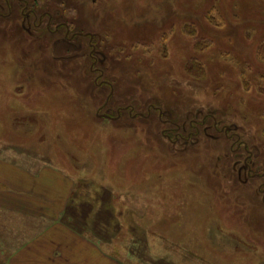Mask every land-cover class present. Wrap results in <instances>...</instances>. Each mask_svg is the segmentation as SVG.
<instances>
[{
  "label": "rangeland",
  "instance_id": "374dc122",
  "mask_svg": "<svg viewBox=\"0 0 264 264\" xmlns=\"http://www.w3.org/2000/svg\"><path fill=\"white\" fill-rule=\"evenodd\" d=\"M9 1L0 256L81 236L88 264H264V0Z\"/></svg>",
  "mask_w": 264,
  "mask_h": 264
},
{
  "label": "crops",
  "instance_id": "0c3cea01",
  "mask_svg": "<svg viewBox=\"0 0 264 264\" xmlns=\"http://www.w3.org/2000/svg\"><path fill=\"white\" fill-rule=\"evenodd\" d=\"M2 161L5 164L4 160ZM1 167L2 169H5L4 165ZM6 171L8 173L10 170H6ZM5 176L6 174L4 173V171L0 170V181L2 182L5 181L4 179ZM2 205L3 202H0V228L1 231H9V229H11L9 223L5 224V221L3 222V220L7 218L6 215L8 214L5 215V213H3L5 208H3ZM14 227L15 229H20L19 226L14 225ZM23 228H25V225L23 226ZM53 230L54 232H57L59 231V228L57 226L50 227L40 236H49L48 234L53 235L54 234ZM39 240L41 241V238ZM39 240L31 241L20 250L18 249L14 254L13 252L8 253V251L1 252L0 258L5 256L6 258H9L7 264H88L89 263V257L88 256L84 257V256L85 254L89 255L88 251H91L89 250L90 244L86 242L85 239L81 236H68L64 238L63 245L55 244L54 242V246H50L47 243L46 245L43 246L44 250L43 248L40 251L37 249L35 250L31 249L29 253H26L27 248L31 247L32 245H35V243H37ZM63 249L66 250L64 251Z\"/></svg>",
  "mask_w": 264,
  "mask_h": 264
},
{
  "label": "flooded vegetation",
  "instance_id": "af4514ba",
  "mask_svg": "<svg viewBox=\"0 0 264 264\" xmlns=\"http://www.w3.org/2000/svg\"><path fill=\"white\" fill-rule=\"evenodd\" d=\"M17 1L20 4L24 5V7L29 5L26 0H17ZM6 9L8 10L7 16H5V14H4ZM14 9L15 8L12 7V5L10 4V1L6 0L5 9H4V11L0 12V20L10 19L13 16ZM0 10H2V8H0ZM32 17L34 18V21H35L34 26H33V27H35V30H40L41 28H43L45 20L48 18L47 24H46V30H47V32H51L52 31L53 22H54L53 21L54 20L53 16L52 15L51 16L48 15V13L38 14L37 10H36V12L31 11L28 14H25L24 24H23V29L24 30L28 29L27 26H26V23L27 22H31V18ZM56 27H57V29L55 30V33L59 32V30H60L59 25H56ZM64 28L66 29V37H67V39H69L70 29L68 27H64ZM28 31H30V30L28 29ZM76 36H82V34H73L70 39H74ZM86 37H88L90 39V42H93L92 35L88 34V35H86ZM90 45L94 47V45L92 43ZM105 85H107L105 81H102L100 83V86H105ZM112 95H113V92L111 93L110 97ZM134 110H135V108L133 106L120 107L117 110L118 114H117V117H115V118L113 116H110L109 114H100V116H109L112 120H116L117 121V120H120L122 118V113L123 112H129L131 116L135 117ZM252 157H253L252 153L249 152L247 157L241 156V157L238 158V160L242 161L244 163L243 167H245V168H247L248 170L251 171V168H250L251 165H250V160L249 159H251ZM240 165L241 164L236 165V167L234 168L235 171L238 170V166L240 167ZM241 171H243V170H241ZM256 176H258V175H256ZM253 177H255V176H253ZM262 194L264 196V190H263Z\"/></svg>",
  "mask_w": 264,
  "mask_h": 264
},
{
  "label": "bare ground",
  "instance_id": "6f19581e",
  "mask_svg": "<svg viewBox=\"0 0 264 264\" xmlns=\"http://www.w3.org/2000/svg\"><path fill=\"white\" fill-rule=\"evenodd\" d=\"M174 101V100H173ZM173 101H170V102H173ZM169 102V101H168ZM178 103H175L174 105H177ZM206 161V160H205ZM202 166H204L205 168L207 167V163L203 162L202 163ZM221 195V194H220ZM223 198V197H222ZM229 236H234L232 234H229Z\"/></svg>",
  "mask_w": 264,
  "mask_h": 264
},
{
  "label": "water",
  "instance_id": "95a60500",
  "mask_svg": "<svg viewBox=\"0 0 264 264\" xmlns=\"http://www.w3.org/2000/svg\"><path fill=\"white\" fill-rule=\"evenodd\" d=\"M99 117H104V118L111 119L109 116H99Z\"/></svg>",
  "mask_w": 264,
  "mask_h": 264
}]
</instances>
